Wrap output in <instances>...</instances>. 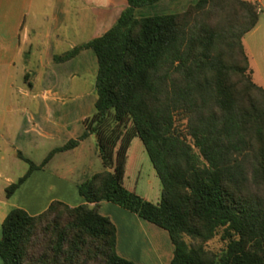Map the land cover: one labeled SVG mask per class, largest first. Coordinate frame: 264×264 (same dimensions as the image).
<instances>
[{
	"label": "trees",
	"instance_id": "16d2710c",
	"mask_svg": "<svg viewBox=\"0 0 264 264\" xmlns=\"http://www.w3.org/2000/svg\"><path fill=\"white\" fill-rule=\"evenodd\" d=\"M157 1L126 0L101 33L52 54L62 61L93 51L92 112L39 162L15 149L27 167L4 195L90 133L103 167L76 184L83 202L51 199L33 214L10 207L0 222L1 264H141L116 252L100 199L164 228L169 264H264V87L252 79L242 43L256 1L189 0L135 14ZM134 135L159 180L156 201L126 186Z\"/></svg>",
	"mask_w": 264,
	"mask_h": 264
},
{
	"label": "crops",
	"instance_id": "0c3cea01",
	"mask_svg": "<svg viewBox=\"0 0 264 264\" xmlns=\"http://www.w3.org/2000/svg\"><path fill=\"white\" fill-rule=\"evenodd\" d=\"M68 1L72 3L69 9L72 38L60 32L66 17V0H0V79L2 73L4 78H9L10 72L18 66L26 82L25 88H19L25 97L20 101L25 117L20 122L15 121L14 130L9 126L4 129L0 111V150H6L9 157L20 148V143L39 140L43 144L55 139L52 145L55 146L76 136L83 128L82 118L92 112V80L96 71L93 51L85 47L62 61L53 60L52 54L101 33L114 21L126 0ZM159 1L161 8L179 9L189 0ZM253 1L257 3L258 0ZM257 8L259 12L261 7L257 5ZM256 25L257 20L244 34ZM244 34L242 43L250 63L251 55L245 45ZM63 40L66 48L60 47ZM250 66L252 75L251 63ZM84 82H88L85 87ZM257 83L264 87L263 83ZM34 97L37 100L30 105ZM6 108L10 110L11 105H6ZM3 154L0 151V164L3 163ZM42 156L35 162H39ZM102 167L95 136L90 133L76 146L53 152L40 168L32 169L8 196L4 195L3 187L13 180L11 175H5L4 182L0 183V222L13 206L33 214L42 210L51 199H59L69 205L83 202L76 184ZM135 181L136 177L129 174L126 186L134 192ZM157 199L158 194L155 193L149 200ZM98 210L108 215L115 226V250L118 254L141 264H169L171 243L164 228L104 199L98 201Z\"/></svg>",
	"mask_w": 264,
	"mask_h": 264
},
{
	"label": "rangeland",
	"instance_id": "374dc122",
	"mask_svg": "<svg viewBox=\"0 0 264 264\" xmlns=\"http://www.w3.org/2000/svg\"><path fill=\"white\" fill-rule=\"evenodd\" d=\"M161 1H157L150 4H143L135 9V14L137 15H147L152 13H162L167 11H173L176 8H161L159 6ZM69 4V5H68ZM257 5L261 7L258 12L257 25L256 27L244 34V42L247 47L248 53H250V63L253 67L252 79L255 82H260L264 84V0H258ZM79 6V3L77 4ZM66 7V17L64 24L60 28V32L64 36L72 38V16L70 15V7L72 8V3L68 0L65 2ZM68 11V12H67ZM70 21V23H69ZM66 41V39H65ZM60 42V47L66 48V42ZM93 81V80H92ZM88 82H84V87ZM26 82L23 79L20 68L17 66L14 68L9 75V78H4L2 73V79H0V90L2 91V96L0 97V111L2 112L4 129L6 126L15 129V121L20 122L25 115L21 112V99L25 97L20 93L19 88H25ZM35 88V82H33V89ZM37 98L32 99L30 105H34ZM15 102V103H14ZM10 104L11 109L8 110L6 105ZM30 105H28L30 107ZM19 140H17L18 142ZM56 142L55 139L49 140L43 144L39 140L34 143H20L19 150L25 156H27L32 161H36L47 149L49 150L52 145ZM59 143V142H57ZM56 143V144H57ZM59 145V144H57ZM56 146V145H55ZM129 158L126 160L125 169L126 171L136 177L135 181V192L137 194L144 195L147 199H152L154 194H159V180L153 171L151 163L148 159L146 152L143 149L141 141L137 136L131 138L129 144ZM47 150V151H48ZM4 153L3 163L0 164V183L4 182L5 175H11L12 180H15L20 174H22L27 163L16 156L15 153L11 157L8 156L6 150H0ZM6 151V152H5ZM45 155V154H44ZM43 155V156H44ZM42 156V157H43ZM217 240L215 238L208 242V246H216ZM1 264V261H0Z\"/></svg>",
	"mask_w": 264,
	"mask_h": 264
}]
</instances>
